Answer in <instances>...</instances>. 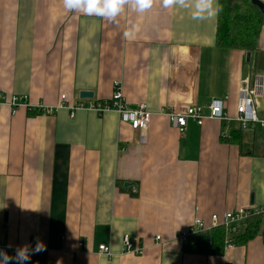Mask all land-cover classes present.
<instances>
[{
    "label": "crops",
    "instance_id": "crops-1",
    "mask_svg": "<svg viewBox=\"0 0 264 264\" xmlns=\"http://www.w3.org/2000/svg\"><path fill=\"white\" fill-rule=\"evenodd\" d=\"M217 16L192 20L189 10L153 0L146 13L125 9L112 23L67 11L62 0H0L5 97L27 96L33 108L108 102L118 81L131 108L146 103L154 113L141 134L114 111L71 118L66 107L52 115L3 107L0 248L42 242L46 250L27 264H264L259 237L221 256L186 252L177 238L196 217L264 211L262 129L244 131L241 149L222 140L227 121L189 120L181 135L160 114L198 106L208 115L220 100L234 116L249 86L264 119V24L248 58L216 46ZM84 91L93 98L80 99ZM126 235L146 248L142 256L124 253Z\"/></svg>",
    "mask_w": 264,
    "mask_h": 264
},
{
    "label": "built area",
    "instance_id": "built-area-1",
    "mask_svg": "<svg viewBox=\"0 0 264 264\" xmlns=\"http://www.w3.org/2000/svg\"><path fill=\"white\" fill-rule=\"evenodd\" d=\"M66 96H62V100L65 101ZM3 107H10L15 111L19 107L28 108L30 113L52 115L56 113L60 108L66 107L70 110V117L74 118L75 112L80 110L94 111L99 114L114 111L125 123H128L130 127L141 134H143L149 127L154 113L148 109L146 103H140L134 108H131L126 102L123 87L121 82L114 83V91L110 101L108 102H92L84 101L77 105L67 107L66 103H62L56 108H46L43 106L31 107L27 96L20 97H5L0 91V112ZM209 114H204L203 108L198 106L186 107V108H170L161 112V115H165L172 127L183 135L188 127L189 120H193L198 125H203L207 119H218L221 121H227L240 126L243 131H248L258 126L263 131L264 137V119L260 118L254 103V91L249 86H243L240 89V97L237 104L236 114L230 116L225 109V104L220 100H213L208 106ZM229 134L223 133L222 138H227ZM142 141L144 137L142 136ZM136 194V189L133 190ZM264 213V211H250L245 207L232 212H225L222 215L212 214L208 221L196 217L192 225L183 232L177 235L185 245L194 243L198 238L205 233H211L215 229L223 228L226 233V249L235 248L234 238L242 232L246 221L255 214ZM157 241H162L161 237H157ZM80 247L85 246L84 240H80ZM145 247L139 243H133L128 235L123 238V251L127 254H133L136 256H142L145 251ZM0 250L5 251L9 256L15 255L16 248L14 247H1ZM100 253L111 256V250L107 246H101L99 248ZM15 261H10L9 264H14Z\"/></svg>",
    "mask_w": 264,
    "mask_h": 264
},
{
    "label": "trees",
    "instance_id": "trees-1",
    "mask_svg": "<svg viewBox=\"0 0 264 264\" xmlns=\"http://www.w3.org/2000/svg\"><path fill=\"white\" fill-rule=\"evenodd\" d=\"M217 16L216 46L224 50H240L254 53L258 50L264 16L252 4V0H219ZM226 143L243 148L244 131L231 123ZM261 238L264 245V213L251 216L245 223L242 232L234 237L237 245H247L250 241ZM226 233L223 228L212 233L202 234L194 244L186 245L185 251L193 254L218 255L224 253Z\"/></svg>",
    "mask_w": 264,
    "mask_h": 264
},
{
    "label": "clouds",
    "instance_id": "clouds-1",
    "mask_svg": "<svg viewBox=\"0 0 264 264\" xmlns=\"http://www.w3.org/2000/svg\"><path fill=\"white\" fill-rule=\"evenodd\" d=\"M63 8L67 11L82 13L86 16H96L109 22L116 23L117 18L127 9L136 14H144L153 6V0H62ZM175 6L179 9H187L192 20H205L211 18L220 11L216 0H161V7L167 9ZM137 31L135 23L126 27L123 32L125 40L131 39ZM46 246L37 241L35 247L24 245L17 247L14 256H9L0 250V264H27L31 255L43 252Z\"/></svg>",
    "mask_w": 264,
    "mask_h": 264
},
{
    "label": "water",
    "instance_id": "water-1",
    "mask_svg": "<svg viewBox=\"0 0 264 264\" xmlns=\"http://www.w3.org/2000/svg\"><path fill=\"white\" fill-rule=\"evenodd\" d=\"M252 4L256 6L262 15L264 16V3L260 0H252ZM250 53H248V58L250 57ZM93 93L92 92H81L80 93V99L85 100V99H92L93 98Z\"/></svg>",
    "mask_w": 264,
    "mask_h": 264
},
{
    "label": "rangeland",
    "instance_id": "rangeland-1",
    "mask_svg": "<svg viewBox=\"0 0 264 264\" xmlns=\"http://www.w3.org/2000/svg\"><path fill=\"white\" fill-rule=\"evenodd\" d=\"M259 127V126H258ZM260 128V127H259ZM261 129V128H260ZM262 134H263V131H262Z\"/></svg>",
    "mask_w": 264,
    "mask_h": 264
}]
</instances>
